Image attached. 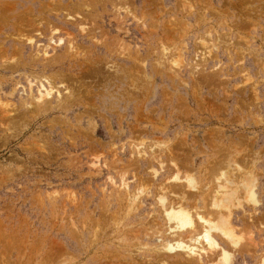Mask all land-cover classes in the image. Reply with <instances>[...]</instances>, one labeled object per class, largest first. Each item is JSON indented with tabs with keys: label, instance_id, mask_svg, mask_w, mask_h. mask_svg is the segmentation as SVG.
<instances>
[{
	"label": "rangeland",
	"instance_id": "374dc122",
	"mask_svg": "<svg viewBox=\"0 0 264 264\" xmlns=\"http://www.w3.org/2000/svg\"><path fill=\"white\" fill-rule=\"evenodd\" d=\"M198 217L239 247L211 231L206 257L168 252L197 245ZM222 249L264 259V0H0V264Z\"/></svg>",
	"mask_w": 264,
	"mask_h": 264
},
{
	"label": "bare ground",
	"instance_id": "6f19581e",
	"mask_svg": "<svg viewBox=\"0 0 264 264\" xmlns=\"http://www.w3.org/2000/svg\"><path fill=\"white\" fill-rule=\"evenodd\" d=\"M43 95H45V96H50V90L49 91H47L45 94H43ZM42 94L39 96V98H42V96H43ZM190 180H188V182H189ZM252 182V181H251ZM189 183H191V182H189ZM249 184V187H250V182L248 183ZM248 187V185H247V188L246 189H248L249 188ZM233 193V192H232ZM231 193V194H232ZM249 194H248V196L247 197H249V201H251V202H256V199H255V195H254V191H253V189L250 187V189H249V192H248ZM224 194V193H223ZM247 195V194H246ZM222 198H220V200H222V201H224V200H228V196H227V198L225 197V196H221ZM226 198V199H224V198ZM229 198L231 199V197H230V195H229ZM232 200V199H231ZM231 200H229V201H231ZM237 202H239V201H237ZM221 203V202H220ZM228 203V202H227ZM215 204V203H214ZM219 204V203H218ZM230 204H231V202H230ZM239 204V203H238ZM221 205V204H220ZM229 205V204H228ZM227 205V206H228ZM224 206V205H223ZM225 208V207H224ZM227 208V207H226ZM229 208V207H228ZM227 211V210H226ZM225 211V213H227ZM229 211H230V209H229ZM222 213V212H221ZM220 213V214H221ZM224 213V212H223ZM219 214V213H218ZM228 214L230 215V213L228 212ZM191 215H189L187 212H185V210H181V209H179V208H170V210L168 211V213H167V218H168V221H171V224L174 226V230L176 231V230H179V231H185L186 229H190V228H192V226H193V223H192V218L190 217ZM224 216V215H223ZM222 217V216H221ZM229 217V216H228ZM198 219L199 220H201L205 225L206 224H208V225H206V226H201L203 229H202V232H201V235L197 238V245L196 246H194V245H188V244H183V243H180V242H177L175 245L174 244H168L167 246H166V250L169 252V251H173V250H175V249H179V250H184L185 252H186V254H188V256H200V255H202V254H204L205 255V257H206V254L205 253H207V252H213V251H215L214 249H215V247H218V244H217V241H216V239H217V236L215 235V234H211V231H218V232H220L223 236H225L227 239H229L230 240V242H229V244H233V245H237V243H238V239H236V238H234V234L232 233L233 231L230 229V228H228V227H230V225H229V221H228V225L229 226H227V224L226 223H224L223 224V222H222V225H221V223L220 224H218L217 222L218 221H216V223L215 224H211L210 222V224L207 222V221H205V219L203 220L201 217H198ZM219 220V219H218ZM229 220V219H228ZM222 221H223V219H222ZM203 224V225H204ZM225 224H226V226H225ZM173 230V231H174ZM192 230V229H191ZM199 232V233H200ZM180 233V232H179ZM184 233V232H183ZM190 233H191V231H190ZM178 234V231H177V233L175 234V235H177ZM179 235V237L177 238V239H180L181 238V235L180 234H178ZM177 235V236H178ZM176 237V236H175ZM169 243V242H168ZM174 243V242H173ZM239 244V243H238ZM238 246V245H237ZM228 247L229 246H227V249H228ZM232 247V246H231ZM239 247V246H238ZM233 248V247H232ZM234 248H236V247H234ZM237 249V248H236ZM239 249V248H238ZM178 250V251H179ZM218 250H219V247H218ZM235 250V249H234ZM171 253V252H170ZM176 253H178V252H176ZM180 253V252H179ZM219 253H220V251H219ZM182 254V253H181ZM170 255V254H169ZM176 255H178V254H176ZM217 255H219V254H217ZM187 256V255H186ZM219 256H221L222 258H223V260L228 264V254H226V251L224 250V249H222V252H221V255H219ZM186 258H188V257H186ZM198 258V257H197ZM210 258V257H209ZM261 264H264V259H263V261L261 262Z\"/></svg>",
	"mask_w": 264,
	"mask_h": 264
}]
</instances>
